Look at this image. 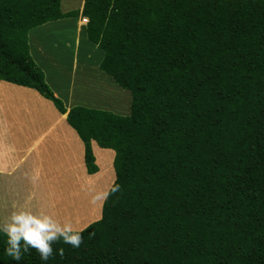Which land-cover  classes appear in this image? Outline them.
I'll use <instances>...</instances> for the list:
<instances>
[{
	"label": "trees",
	"instance_id": "trees-1",
	"mask_svg": "<svg viewBox=\"0 0 264 264\" xmlns=\"http://www.w3.org/2000/svg\"><path fill=\"white\" fill-rule=\"evenodd\" d=\"M78 13L63 14L61 0H0V81L36 90L62 124L67 114L88 170L67 132L77 170L0 174V222L23 205L84 229L100 217L113 180L109 152L97 150L96 163L92 141L116 154L102 218L80 231V247L58 241L47 261L29 248L20 264H264V0H86L88 39L105 53L100 69L132 94L128 117L68 112L31 57V30ZM64 60L52 69L69 70ZM49 108L32 92L0 86V125L22 129L24 141L35 136L22 128L30 120H53ZM1 142L0 160L22 167L1 156ZM5 239L0 264H16Z\"/></svg>",
	"mask_w": 264,
	"mask_h": 264
},
{
	"label": "crops",
	"instance_id": "crops-1",
	"mask_svg": "<svg viewBox=\"0 0 264 264\" xmlns=\"http://www.w3.org/2000/svg\"><path fill=\"white\" fill-rule=\"evenodd\" d=\"M65 1L66 0H61V11L63 12V14L79 12L78 15L73 18H66L63 20L50 22L41 27L31 30L28 35V40L32 59L44 72L46 83L51 88L56 98L60 99L63 102L68 112L74 107H83L90 110L111 112L121 117L130 116L132 94L129 91L123 90L116 83L113 77L101 71L100 65L104 60L105 53L101 49H99L98 46L91 43L88 39L87 24L83 22V18L85 17H83L82 15L86 0H71V2L75 4L70 7L65 6ZM55 31H57V34L55 33ZM38 34L42 35L40 43L34 41V37L36 38ZM36 44H39V47ZM75 44H79V46ZM67 48L69 49L68 57L62 54V51L66 50ZM80 51L84 53L86 61L90 66L88 73L94 80V83H92L90 86L85 85L86 80H82L79 77V73H82V71H80L79 69L81 66V59L79 54L77 53ZM64 57V63L65 65L67 64L69 70L67 69L64 72H56L55 70H53L52 65L60 61ZM74 62L76 68L73 73L71 67ZM108 80L110 82H108ZM64 81L68 86V90H65L61 87V82ZM1 84L15 87V89H20L21 91L34 93L39 99L47 103V107L51 108V111L54 112V115L53 120L51 121L47 119L43 123H41V121L39 120L40 124L44 125L43 132L40 124L35 126L33 120H30L29 123L26 124L27 126L25 128L22 127L24 130L28 129L31 134L35 130L33 134V136L35 135L34 138H27V140L25 141L24 138H20L17 136L18 130L24 133L22 129L17 127V129L11 131L10 128L5 126L4 124L0 125V136L2 137L1 143H3L4 140L6 141L4 143L8 142V147H2L1 149L7 152L2 151L4 153H1V156L14 155L19 162L22 161V167L17 169L15 168V166L11 165L10 160H0V174L4 175V173H19L20 175L26 170V168H29L30 174H33L35 176H40L43 173L44 175H48L47 171H50L53 168V165L59 166L60 170H64L68 174L75 172L77 169L74 168V160L71 161V157L75 151V145L72 142V139L66 140L65 138V136H67L68 134L67 132L70 133V131L71 133H73V135L71 136H74L76 141L79 143L77 146V151L79 152L80 159L83 162V171L88 172L85 164V145L79 137L78 133L68 124L67 114H65L66 117L62 124L61 122H58V116H62V114L57 110V108L51 101L42 97L36 90L17 86L3 81H0V86ZM115 89H117V92L113 93V91H116ZM121 93L125 94V96H119V94ZM29 104V101L24 100L22 107L26 109L25 105L31 106ZM112 106H123L124 110L122 112L116 111L112 108ZM33 112L34 111L31 110L28 115L26 113L25 117H29ZM91 145L93 153L95 155L96 163L97 150L109 152L108 159L111 160V177L113 180L108 187L103 201L101 202L100 217L90 224L102 218L104 201L116 178L114 170V159L116 156L115 152L113 150L100 148L95 141H92ZM69 152H72L70 158L68 155ZM90 224H88L85 228H87Z\"/></svg>",
	"mask_w": 264,
	"mask_h": 264
},
{
	"label": "clouds",
	"instance_id": "clouds-1",
	"mask_svg": "<svg viewBox=\"0 0 264 264\" xmlns=\"http://www.w3.org/2000/svg\"><path fill=\"white\" fill-rule=\"evenodd\" d=\"M0 234L6 238L3 251L16 264H20L29 248L38 253L41 261H47L53 254L56 242L62 240L73 248H79L82 243L80 231L75 230L71 223L60 222L46 210L33 211L23 205L0 222ZM56 251L62 253L60 249Z\"/></svg>",
	"mask_w": 264,
	"mask_h": 264
},
{
	"label": "built area",
	"instance_id": "built-area-1",
	"mask_svg": "<svg viewBox=\"0 0 264 264\" xmlns=\"http://www.w3.org/2000/svg\"><path fill=\"white\" fill-rule=\"evenodd\" d=\"M83 22H84L85 24H88V23H89V20H88V19H83Z\"/></svg>",
	"mask_w": 264,
	"mask_h": 264
},
{
	"label": "rangeland",
	"instance_id": "rangeland-1",
	"mask_svg": "<svg viewBox=\"0 0 264 264\" xmlns=\"http://www.w3.org/2000/svg\"><path fill=\"white\" fill-rule=\"evenodd\" d=\"M97 165V164H96ZM98 173V172H97Z\"/></svg>",
	"mask_w": 264,
	"mask_h": 264
}]
</instances>
